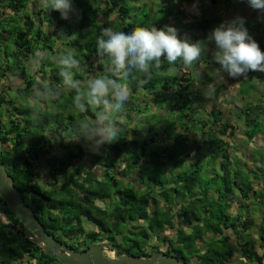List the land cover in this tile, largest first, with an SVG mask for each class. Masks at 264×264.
I'll use <instances>...</instances> for the list:
<instances>
[{"label": "trees", "instance_id": "1", "mask_svg": "<svg viewBox=\"0 0 264 264\" xmlns=\"http://www.w3.org/2000/svg\"><path fill=\"white\" fill-rule=\"evenodd\" d=\"M138 1L0 0V39L12 45L0 46V161L45 231L70 251L109 242L120 255L161 252L186 264H264V164L247 177L239 164L232 169L230 140L240 127L221 110L204 109L191 74H170L195 60V68L231 66L206 62L197 46L165 25L171 3L159 10L157 33L143 35L130 22ZM191 20L193 30L210 29L207 19ZM46 29L64 31L65 40ZM242 30L264 61L263 27L246 23ZM71 46L77 51L65 61L63 50ZM168 107L169 117L155 113ZM241 113L247 115L246 143H253L264 107ZM209 123L217 131L206 130ZM235 199L243 201L236 214ZM249 202L262 218L259 246L250 234ZM0 211L10 222H0V264H61L26 237L1 197ZM139 221L149 235L129 228ZM85 222L96 230L87 231Z\"/></svg>", "mask_w": 264, "mask_h": 264}, {"label": "rangeland", "instance_id": "2", "mask_svg": "<svg viewBox=\"0 0 264 264\" xmlns=\"http://www.w3.org/2000/svg\"><path fill=\"white\" fill-rule=\"evenodd\" d=\"M192 3H195L200 0H191ZM201 6L200 10L207 5L208 3L212 2L211 0H201ZM168 0H139L137 4H131V14L132 19L130 20L131 23L136 24L139 28L138 31L143 33V35H149L151 33L156 32L157 33V25L163 23V17L161 16V13H159V10L162 9V5H166ZM215 6L214 11L215 14H213V18L216 19L220 17L219 13H223L224 20L223 24L220 25L219 23L215 22L211 17L209 16H201L199 15V18H205L211 21V25L209 26L211 29V32L213 35L217 36L216 40L213 42L216 44V46L223 47L224 53H223V59L226 61L227 64L231 66V68L237 67V72H228V74L221 73L219 71H213L211 70V74H207L210 76L209 78L206 77L203 81H200V85H198L196 77L197 75L191 74L192 77V89L195 90L197 93L204 94L207 97V102L205 103L204 109L207 110V112H211L212 110H221L223 112V117L226 121H231L234 124L238 125L240 127L237 136L230 140V143L232 145L231 154H232V169H238L237 165L239 164L240 171L242 174H246L247 176H250L251 171H253L255 168L259 167V163L264 164V115L259 118L258 122L261 123L259 125V135L257 136L255 141L253 143L247 144L246 139L243 135L244 126L243 121H245L246 114L241 113V109L244 108L245 111L248 107L251 109H255L256 106H263L264 107V61L261 59L260 51L255 52V59L254 57L246 50L245 45L234 47L226 46L224 44L227 43V39H229L233 35H238L243 33L242 26L244 23H255L259 27L264 26V0H228L227 2L225 0H216V4L211 3ZM220 4H225L227 8L223 10L219 7ZM34 5L39 6V4L36 2ZM251 8V13H247L246 7ZM179 8V7H176ZM228 8H230L229 11ZM246 10V11H245ZM181 11V10H179ZM146 13V14H145ZM7 16H11L12 13L10 11H6ZM145 15H150V17L144 18ZM18 17V21L21 22L23 20L24 16ZM229 19L231 22H229ZM174 20L177 21V24H181L184 26L185 30H189L190 35L195 34L198 35L199 32L196 30H193L191 25H184L182 21L184 22V19L182 18L181 13H173L172 16L169 18H166L165 25L169 26L171 23H174ZM170 22V24H169ZM176 24V25H177ZM21 25V24H20ZM48 33L51 35L54 34L56 37L59 36L61 40H65L66 33L63 31L59 32L58 30L51 29L48 31ZM242 30V31H241ZM149 31H151L149 33ZM188 32V33H189ZM64 35V36H63ZM149 37V36H148ZM241 38H235L234 42H238ZM0 46L3 44H9L6 42V39L1 38L0 39ZM251 41L254 39H250ZM247 44V41H246ZM256 44V43H255ZM12 46V45H10ZM76 48L73 46L66 47L63 51L66 53L65 61H68L70 58V55H74ZM219 51L220 48H217ZM77 51V50H76ZM216 58V54H215ZM217 61L221 62L220 56L217 58ZM36 63V60L34 61ZM254 63V65H252ZM38 64V61H37ZM38 66V65H37ZM243 66H248L252 73L250 74H244L241 72L240 69L243 70ZM254 68V69H253ZM180 76V74H174ZM253 78H250L252 77ZM254 76H256L254 79ZM243 79V80H242ZM242 81H244L242 85V98L246 101L245 105L243 106V103L241 102V97L238 92L239 85H241ZM201 82H204V85H201ZM223 84L224 87L222 89V86H219L220 84ZM218 93L219 96H215V93ZM130 93L125 92L124 98L126 100H129ZM148 97H142L140 100L143 101L147 99ZM175 98V94H172L170 96L171 101ZM169 110L170 108H165L162 110H156L153 108V112L158 113L157 116H160V118L169 117ZM203 117V120H208V116L203 113L201 114ZM165 126V123L162 124V127ZM209 128L206 130H210L211 126L217 131L216 127L211 125L209 123ZM160 127L158 134L159 136L162 135L163 128ZM263 137V138H262ZM203 138V137H202ZM206 138V137H205ZM170 140L172 138H169ZM197 139H201V137H197ZM172 141V140H171ZM256 155V158L255 156ZM186 160V159H185ZM257 161V162H256ZM263 161V162H262ZM259 162V163H258ZM187 166H190V162L186 163V165L183 166V168L179 169V171H184ZM264 172V170H263ZM182 173V172H180ZM167 174V172H166ZM251 181L253 177L251 178ZM238 199H235L234 201V207H233V213L236 214L238 207L240 206L239 202H243L242 200L237 201ZM249 209L245 211L248 213L251 219V228L250 231L252 239L257 243V246L260 244V240L257 238V235L261 232L260 231V225L262 218L260 217L259 212L254 211V205L253 202H249ZM163 207V206H162ZM155 206H151V211H154ZM85 228L87 231H95L96 228L85 222ZM129 228L134 230L136 233H139L141 235H149L150 230L147 229L146 222L139 221L138 223H135L134 227ZM255 228V231H254ZM154 235V234H153ZM166 236H171L170 230L166 231ZM209 238H211L210 235L206 236V240L208 241ZM155 238H152L150 241V250L153 246H156ZM199 248H203V243H198ZM261 253V251H260ZM108 254V255H107ZM107 256L114 257L113 252L108 251ZM192 264H196V260L192 261Z\"/></svg>", "mask_w": 264, "mask_h": 264}, {"label": "water", "instance_id": "3", "mask_svg": "<svg viewBox=\"0 0 264 264\" xmlns=\"http://www.w3.org/2000/svg\"><path fill=\"white\" fill-rule=\"evenodd\" d=\"M3 143L0 138V156ZM0 197L6 202L10 211L23 223L25 235L34 243L41 246L42 251L51 258H56L61 264H186L175 257H168L165 253H155L149 257L120 255L112 243L103 242L92 245L85 252L68 250L45 231L35 213L23 201L13 179L9 176L0 161ZM113 252V258L106 252Z\"/></svg>", "mask_w": 264, "mask_h": 264}, {"label": "crops", "instance_id": "4", "mask_svg": "<svg viewBox=\"0 0 264 264\" xmlns=\"http://www.w3.org/2000/svg\"><path fill=\"white\" fill-rule=\"evenodd\" d=\"M211 1L212 2L205 5L201 10H200V6H201V2H202L201 0L196 2V4L192 3L191 0H168L167 4L171 3V5H173V7H174L173 13L179 12L182 14V18L184 19V22L182 21L183 24L191 25L192 24L191 18H193V17L199 18V15H201V16H208V17L210 16L211 19H213L215 22L222 25L223 20H224L223 19L224 18L223 13L222 12L219 13L220 17L214 19L213 14H215L214 11H216V10H214L215 6L212 5L211 3L216 4V0H211ZM225 1L227 2L228 0H225ZM242 1H247V0H242ZM162 6H165V5L163 4ZM176 7H179V8H176ZM219 7L222 8L223 10L225 9V7L227 8V6L225 4H220ZM179 10H181V11H179ZM229 10H230V8H228V10H226V11H229ZM246 10H247V13H251L250 7L247 6ZM200 19H205V18H200ZM229 22H231L230 19H229ZM210 23H211V21H210ZM169 24H170V22H169ZM176 24H177V21L174 20V23H171L168 27L175 31L176 36L178 35L180 37L187 38L189 41H191L192 45L197 46L200 49L201 53L204 55V57H206V62H208L210 60H213V61L216 60L217 61V58L219 56H220L221 62H226L223 59V53H224L223 47L216 46V44L213 43L216 40L217 36L212 34L211 29L205 28V29L196 30L197 32H199L198 35H195V34L190 35L191 32H189V30L186 31L183 25H181V24L176 25ZM244 24H246V23H244ZM263 30H264V26H263ZM237 37L241 38V39L238 42H234L235 38H237ZM7 39H9V37ZM246 41H247V44H246ZM255 43L256 42L253 40L252 41L248 40L245 37L244 33H241L238 35L231 36L229 39H227V43L224 45L230 46V47H234L235 45H237V46L245 45L248 54L250 53L255 59V52L260 51L257 43L256 44ZM149 46H152V45L147 44V47H149ZM217 48H220V50L218 51ZM215 54H216V58H215ZM196 63H197L196 60H195V63L190 62V64L187 66V69L184 68L183 70H181V72L172 70V71H170V74H176V73L177 74L186 73V74H195V75L202 74L203 78L205 79L206 77H208V78L210 77L207 74H211V70L215 71L208 63H200L199 68H195ZM252 65H254V63H252ZM230 70H231V72H237L238 68L234 67V68H230ZM240 70L244 74L252 73L250 69H243L244 71H242V69H240ZM219 72H221V73L225 72V74H228V72H230V71H219ZM255 77H254V79H256ZM198 85H200V84H198ZM219 86H222V89L224 87V85L222 83ZM240 87H241V85H239V90H238L239 94H240ZM215 96H216V93H215ZM205 99L207 102L206 96H205ZM241 102L243 103L244 101L241 100ZM251 230H252V228H250V231ZM254 231H255V228H254ZM257 238L260 240V233L257 235ZM257 251H258L259 255L262 256V252L260 253L259 250H257Z\"/></svg>", "mask_w": 264, "mask_h": 264}, {"label": "built area", "instance_id": "5", "mask_svg": "<svg viewBox=\"0 0 264 264\" xmlns=\"http://www.w3.org/2000/svg\"><path fill=\"white\" fill-rule=\"evenodd\" d=\"M0 222L3 223V224H5V225L10 224V222L7 219V217L1 211H0Z\"/></svg>", "mask_w": 264, "mask_h": 264}, {"label": "clouds", "instance_id": "6", "mask_svg": "<svg viewBox=\"0 0 264 264\" xmlns=\"http://www.w3.org/2000/svg\"><path fill=\"white\" fill-rule=\"evenodd\" d=\"M106 243H109V242H106ZM96 245H98V244H96ZM160 253V252H159ZM106 254H107V252H106ZM108 255V254H107ZM149 257V256H148ZM113 258V257H112Z\"/></svg>", "mask_w": 264, "mask_h": 264}, {"label": "flooded vegetation", "instance_id": "7", "mask_svg": "<svg viewBox=\"0 0 264 264\" xmlns=\"http://www.w3.org/2000/svg\"><path fill=\"white\" fill-rule=\"evenodd\" d=\"M155 253H156V252H155ZM155 253H153V254H155ZM153 254H152V255H153ZM111 258H112V257H111Z\"/></svg>", "mask_w": 264, "mask_h": 264}]
</instances>
